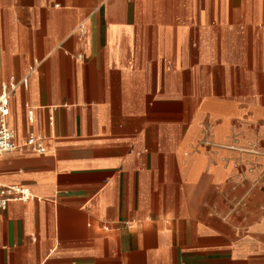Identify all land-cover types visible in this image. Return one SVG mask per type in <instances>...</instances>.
Instances as JSON below:
<instances>
[{"label":"crops","instance_id":"obj_1","mask_svg":"<svg viewBox=\"0 0 264 264\" xmlns=\"http://www.w3.org/2000/svg\"><path fill=\"white\" fill-rule=\"evenodd\" d=\"M12 82L0 264H264V0H0Z\"/></svg>","mask_w":264,"mask_h":264},{"label":"built area","instance_id":"obj_2","mask_svg":"<svg viewBox=\"0 0 264 264\" xmlns=\"http://www.w3.org/2000/svg\"><path fill=\"white\" fill-rule=\"evenodd\" d=\"M20 84L26 86L27 81L23 79ZM17 83L12 82L9 85L2 87L0 93V154L14 151L17 146L14 142V134L7 125V116L9 113V99L11 94L16 89ZM36 137L30 135L24 146L36 150ZM32 195L27 188L12 186L7 187L0 184V212L4 211L10 201H29Z\"/></svg>","mask_w":264,"mask_h":264}]
</instances>
